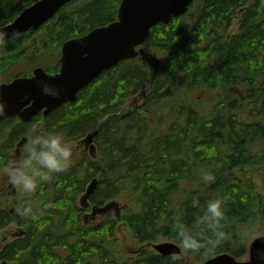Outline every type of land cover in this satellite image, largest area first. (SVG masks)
<instances>
[{
    "label": "trees",
    "instance_id": "trees-1",
    "mask_svg": "<svg viewBox=\"0 0 264 264\" xmlns=\"http://www.w3.org/2000/svg\"><path fill=\"white\" fill-rule=\"evenodd\" d=\"M35 1L0 0V26ZM120 1L72 0L38 30L10 38L0 50V82L34 66L56 72L61 45L116 20ZM234 17L238 33L230 35ZM143 47L147 58L106 70L41 126L33 127L37 117L0 121V164L37 131L67 142L97 131L95 159L79 151L34 193L15 187L12 195L1 177L0 233L10 224L15 231L11 241L0 234V264H197L223 252L243 258L245 231L264 232V0H198L152 27ZM133 98L141 102L123 108ZM94 177L90 203L114 200L120 214L90 225L79 198ZM213 199L225 210L219 238L199 225ZM177 222L201 232V248L185 249ZM122 229L140 244L138 254L123 248ZM160 239L178 243L183 256L141 246Z\"/></svg>",
    "mask_w": 264,
    "mask_h": 264
},
{
    "label": "water",
    "instance_id": "water-1",
    "mask_svg": "<svg viewBox=\"0 0 264 264\" xmlns=\"http://www.w3.org/2000/svg\"><path fill=\"white\" fill-rule=\"evenodd\" d=\"M71 1L37 0L25 7L13 21L0 28L7 29L10 38L27 31H35ZM193 1L121 0L117 8L116 20L96 27L81 37L66 40L62 44L57 72L48 73L38 66L32 70L30 76L16 77L8 83H1L0 98L6 109L5 114L0 116V121L8 117H18L22 122H29L41 111L43 115H47L64 103L74 102L78 92L93 83L106 70L123 60L145 56V50L139 47L147 40L151 28L159 23L167 24L173 18L183 15ZM12 33H15V36H12ZM158 63L157 60L156 64ZM40 81L58 89L60 95L52 97L44 94ZM96 135L95 130L82 139L85 147L90 150L94 148L93 139ZM26 139L22 137L18 142L17 154ZM97 183V178L89 182L80 198L81 205L86 206L85 203L94 192ZM10 188H13V185H10ZM112 208L117 209V204L93 206L92 214L106 213ZM14 211V208L10 209L12 214ZM149 246L164 256L181 252L180 247L172 242H160ZM252 247L253 245L249 243L248 258L244 261L237 260L228 253H220L200 264H254Z\"/></svg>",
    "mask_w": 264,
    "mask_h": 264
},
{
    "label": "clouds",
    "instance_id": "clouds-1",
    "mask_svg": "<svg viewBox=\"0 0 264 264\" xmlns=\"http://www.w3.org/2000/svg\"><path fill=\"white\" fill-rule=\"evenodd\" d=\"M11 35L15 36V33ZM9 39L7 29L0 28V50L6 48ZM39 83L44 94L52 97L60 95L58 89L46 82L40 81ZM5 109L6 105L0 98V116L5 114ZM73 150L74 146L69 144L61 134L52 131H37L25 140L22 158L0 164V176L6 177L8 183L24 193H34L41 182L50 181L54 174L66 170L71 165ZM207 178L213 179L211 175ZM23 211L28 214L31 208L26 207ZM224 217L223 201L221 199L210 200L204 214L199 219L200 229L210 231L216 238L222 237L223 232L220 229ZM176 228L177 235L185 249L195 250L202 247L200 231L189 229L182 222H177ZM243 239L253 245L251 253L255 257L254 264H264V233L250 234L246 230Z\"/></svg>",
    "mask_w": 264,
    "mask_h": 264
},
{
    "label": "rangeland",
    "instance_id": "rangeland-1",
    "mask_svg": "<svg viewBox=\"0 0 264 264\" xmlns=\"http://www.w3.org/2000/svg\"><path fill=\"white\" fill-rule=\"evenodd\" d=\"M186 19L189 20V18H186ZM238 28H239V19H238L237 17H234L233 20L231 21V23H230L228 29H227V30H228V33H229L230 35H234V34L238 33ZM128 103H129V101L127 100V101L124 103L123 108H126V107L128 106ZM38 120H39V119H38ZM37 122H39V121H37ZM35 123H36V122H35ZM35 123H34V124H35ZM39 123H40V122H39ZM34 124H33V127H34ZM83 138H84V137H82L81 139H79V140H77V141H71V142H68L69 144H71V145L74 146L72 159H74L75 156H77V154H78L79 151H82V152H84V151H85V152H88V151H87V147H85V149L83 148V142H82V139H83ZM16 143H17V142H16ZM16 143H15V144H16ZM79 148H81V149H79ZM82 152H80V153H82ZM13 153H14V155H15V149H12V151H10L11 158H13V157H12V154H13ZM92 158H93V156H92ZM12 160H13V159H12ZM1 177H4V176H0V180H1ZM4 178H5V180H6V186L8 187V186H9V183H8V181H7V178H6V177H4ZM2 183H3V181H2ZM3 184H4V183H3ZM11 193H12V191H11ZM14 194H16V188H15V186H14V189H13V195H14ZM115 201L119 202L120 205L122 206V203H123V202H122L121 200H115ZM113 202H114V200H113ZM111 213L114 214L113 211H111ZM100 219H101V217H98L96 223H98V222L100 221ZM14 231H15V226H14L13 224L9 225L6 229H4L3 233H4V235H5V239H6V241H10V240L12 239L11 233H13ZM261 233H262V232H261ZM0 234H2V233H0ZM2 235H3V234H2ZM4 235H3V236H4ZM117 235L119 236L120 241H121L122 244H123V248H124L125 250H129L130 255L135 251L136 248H138V247L140 246V244H135V242L131 239L130 234L127 233L124 229L120 230V232H118ZM160 240L162 241V240H164V239H160ZM187 261L190 262V264H196L195 262H192L191 259H190V260L187 259Z\"/></svg>",
    "mask_w": 264,
    "mask_h": 264
},
{
    "label": "flooded vegetation",
    "instance_id": "flooded-vegetation-1",
    "mask_svg": "<svg viewBox=\"0 0 264 264\" xmlns=\"http://www.w3.org/2000/svg\"><path fill=\"white\" fill-rule=\"evenodd\" d=\"M48 115V114H47ZM47 115H43L42 114V112H40L39 113V115L37 116V118L39 119H37V121H39V122H36L35 124H34V126L35 127H38V126H41V124H42V118H44L45 116H47ZM12 118H14V119H17V117H12ZM79 149H81V148H79ZM12 157L14 158L15 157V155H14V153L12 154ZM86 204V206L84 207V209H87L88 208V206H89V204H90V201H88L87 203H85ZM92 206V205H91ZM84 221H85V223L86 224H96V221H97V218L99 217V215H92V214H90V212H85L84 213Z\"/></svg>",
    "mask_w": 264,
    "mask_h": 264
},
{
    "label": "bare ground",
    "instance_id": "bare-ground-1",
    "mask_svg": "<svg viewBox=\"0 0 264 264\" xmlns=\"http://www.w3.org/2000/svg\"><path fill=\"white\" fill-rule=\"evenodd\" d=\"M24 137V136H23ZM17 215V214H16Z\"/></svg>",
    "mask_w": 264,
    "mask_h": 264
}]
</instances>
